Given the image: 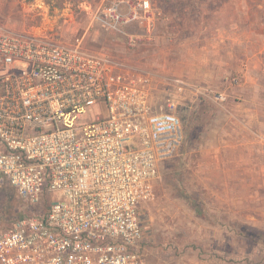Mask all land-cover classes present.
<instances>
[{
  "label": "built area",
  "instance_id": "1",
  "mask_svg": "<svg viewBox=\"0 0 264 264\" xmlns=\"http://www.w3.org/2000/svg\"><path fill=\"white\" fill-rule=\"evenodd\" d=\"M49 11L36 27L0 20V175L25 208L0 233V264H149L140 210L183 146L176 102L164 110V75L90 48L89 29L66 39ZM88 13L129 51L142 36L125 28L150 34L162 16L150 0Z\"/></svg>",
  "mask_w": 264,
  "mask_h": 264
},
{
  "label": "rangeland",
  "instance_id": "2",
  "mask_svg": "<svg viewBox=\"0 0 264 264\" xmlns=\"http://www.w3.org/2000/svg\"><path fill=\"white\" fill-rule=\"evenodd\" d=\"M115 1L0 0V20L16 27H36L45 21L47 6L66 39L89 29L90 48L164 75V110H170L168 102L175 100L174 112L182 120L185 139L177 155L161 168L155 200L141 206L149 264H264V189L242 188L237 182L244 174L237 166L228 165L229 175L210 172L206 152L213 108L243 103L244 97L237 95L247 78L240 67L256 66V54L264 62V0H150L162 16L150 34L143 25L125 28L127 34L142 36L134 51L128 50L125 36L91 26L88 12ZM214 44L221 60L214 63L216 72L211 74L207 51ZM262 74L253 76L254 82L250 78L248 85L264 88ZM177 76L199 88L198 99L192 87L180 90L173 81ZM233 78L240 83L230 84ZM212 93H224L225 99L215 102ZM255 94L245 101L262 100L263 91ZM91 113L94 117L98 111ZM224 179L233 181L231 188H224ZM0 184L1 233L25 208L6 181Z\"/></svg>",
  "mask_w": 264,
  "mask_h": 264
},
{
  "label": "crops",
  "instance_id": "3",
  "mask_svg": "<svg viewBox=\"0 0 264 264\" xmlns=\"http://www.w3.org/2000/svg\"><path fill=\"white\" fill-rule=\"evenodd\" d=\"M207 52V60L212 61L208 62L209 73L214 74L216 72L214 63L221 60L217 56V44H214V48H209ZM256 56L258 59L256 66L246 63L243 67H240V70L238 69L243 77L247 78L246 83L240 86L241 94L237 95L240 98L244 97L243 103L227 102L222 106L213 108V116L208 125L210 138L206 148L210 172H223L229 175L228 165L229 167L231 166L230 169L237 166L241 170L242 175L244 174V177L241 176L240 182L237 183H240V186L244 189L251 188L252 190L264 189V94L262 95V100L253 98L245 101L251 93L255 94L254 91H256L254 96H259L262 91L264 93V88L260 84L258 86L248 85L250 78L254 82L253 76H260V71H262V77L264 78L263 59L261 60L257 54ZM224 59L228 61L232 57H224ZM249 59L252 60L254 58L251 57ZM177 78L188 82L190 87L193 88L195 99H198L199 88L186 80L184 76H177ZM249 87H255L256 90H252ZM254 174H257V176ZM222 183L224 188L228 189L232 187L233 181L224 179ZM217 185H220V182ZM259 194L258 191L257 195ZM253 196L250 194V197Z\"/></svg>",
  "mask_w": 264,
  "mask_h": 264
},
{
  "label": "trees",
  "instance_id": "4",
  "mask_svg": "<svg viewBox=\"0 0 264 264\" xmlns=\"http://www.w3.org/2000/svg\"><path fill=\"white\" fill-rule=\"evenodd\" d=\"M50 1V0H49ZM1 179H2V176L0 175V181H1ZM4 181H6V180H4ZM7 182V181H6ZM0 186H2V184H0Z\"/></svg>",
  "mask_w": 264,
  "mask_h": 264
}]
</instances>
